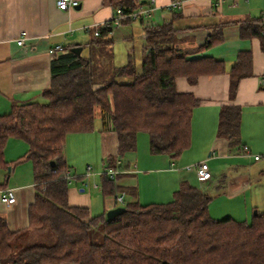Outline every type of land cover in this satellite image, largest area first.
<instances>
[{"label": "trees", "instance_id": "obj_1", "mask_svg": "<svg viewBox=\"0 0 264 264\" xmlns=\"http://www.w3.org/2000/svg\"><path fill=\"white\" fill-rule=\"evenodd\" d=\"M140 4L123 0L118 7L127 13ZM241 31L264 45L261 21L245 24ZM112 32L113 27L101 28L87 56L67 50L53 57L49 86L41 92L44 102L15 103L0 116V166L7 139L29 145L24 159L32 161L35 196L28 227L37 231L30 240L18 236L0 217V264H264V213L256 212L249 222L213 219L210 197L187 182L180 183L169 202L127 203L112 220L68 205L70 183L62 178L65 138L92 132L96 108L102 124L110 123L117 136V155L107 157L111 169H116V158L135 151L140 132L148 135L152 155L174 160L190 146L192 112L198 105L193 94L176 90V79L194 85L201 76L222 72L209 58L187 59L171 21L145 28L139 70L131 52L125 64L113 63ZM213 43L211 38L203 48ZM251 64L250 52L238 54L229 73L230 96L240 79L251 74ZM239 122L238 108L222 107L217 136L236 140ZM115 178L102 177L103 196L118 191ZM93 233L101 235L100 242L92 241Z\"/></svg>", "mask_w": 264, "mask_h": 264}, {"label": "crops", "instance_id": "obj_2", "mask_svg": "<svg viewBox=\"0 0 264 264\" xmlns=\"http://www.w3.org/2000/svg\"><path fill=\"white\" fill-rule=\"evenodd\" d=\"M77 1L78 6L62 11L54 0H0V116L10 113L15 103L44 102L41 92L49 86L52 60L48 50L58 45L63 52L80 47L81 55L87 56L90 42L98 37L97 31L117 16L118 4L123 0ZM131 1L155 9L149 19L121 22L113 27L111 36L125 48L124 56L116 58L112 45L115 65L126 63L136 28L146 38L145 28L171 21L178 29V45L187 52L186 58H209L222 66V72L201 76L194 85L182 77L176 79L179 93H191L198 100L192 112L190 146L174 160L167 155H152L148 135L138 133L135 151L116 158L120 176L115 178L118 191L113 195L105 197L101 189L104 169L111 168L107 157L116 156L118 151L117 136L110 123L103 125L99 115L100 123L94 124L92 132L68 134L62 159L70 175L82 174L84 162L93 165L87 164L84 174L74 176V180L84 177L80 180L83 185L78 186L75 181L69 184L68 205L86 208L90 216H100L131 202H169L180 183L187 182L210 197L209 213L213 219L229 217L249 222L256 212L264 213V45L260 38L242 36L241 27L262 20L264 0H184L179 9H168L171 0ZM20 32L26 33L22 46L15 42ZM211 38L214 43L203 48ZM241 52L251 54V74L240 79L236 92L230 96L229 73ZM224 106L239 109L236 140L217 136L219 113ZM243 146L248 147L249 156L242 153ZM28 150L29 145L18 138H9L4 145L0 217L5 218L10 231L30 240L34 230L28 227V208L34 202L35 180L32 161L24 159ZM76 153L81 156L76 157ZM100 158L102 174L95 173ZM18 160L21 161L15 163ZM202 161L211 173L205 181L196 178L193 167ZM7 188L14 192L12 205L1 200ZM120 195L121 203L116 201ZM109 198L113 200H106ZM27 239L22 241L24 246Z\"/></svg>", "mask_w": 264, "mask_h": 264}, {"label": "built area", "instance_id": "obj_3", "mask_svg": "<svg viewBox=\"0 0 264 264\" xmlns=\"http://www.w3.org/2000/svg\"><path fill=\"white\" fill-rule=\"evenodd\" d=\"M183 1L184 0H171L170 4L168 5V9H179L182 6ZM54 2H55L56 7L62 11L71 10L75 8L76 6H78L77 0H54ZM154 9L155 8L152 5L147 6L145 4H140L137 6V8L127 13H123L121 10H119L117 16L114 17L112 20L108 21L107 23H105L104 25H102L101 28L118 27L121 24L122 20H126V19H129L130 21H142V20L149 19L151 18ZM261 21L264 25V17L262 18ZM96 36H99V31H97ZM25 37H26V33L20 32L19 35L15 39L16 44L18 46L24 45ZM63 50H64L63 47L58 45V46H55L49 49L48 54L50 55L51 58H53L59 53H62ZM263 83H264V80H263ZM242 153L247 156L250 155V151L247 146L242 147ZM254 159L258 160L259 156H254ZM193 167L195 169L196 178L199 181H205V180L210 179L211 173L208 169L206 162L202 161L198 164H195ZM186 169L189 170L190 167H186ZM87 170H89V167H87ZM103 173L106 174L109 178L113 179L115 178V175L119 173V170L108 168V169H104ZM62 178L67 180L68 183H70L73 179V177H71L70 172L68 170L65 171ZM122 198L123 196L120 195L116 198V201L121 203ZM1 200L7 205L14 204L15 197H14L13 190L10 188L3 190V193L1 195Z\"/></svg>", "mask_w": 264, "mask_h": 264}, {"label": "rangeland", "instance_id": "obj_4", "mask_svg": "<svg viewBox=\"0 0 264 264\" xmlns=\"http://www.w3.org/2000/svg\"><path fill=\"white\" fill-rule=\"evenodd\" d=\"M123 23H126V22H123ZM134 26H139V25H137V24H133ZM143 28V27H142ZM140 30L141 29H139V28H136L135 30H134V40H133V43H132V45H133V49H132V54H133V56L135 57L134 59L136 60L135 61V64H136V67L138 68V70L140 69V57H141V48L144 46V44H145V38H144V34H140ZM142 39H144V41H142ZM114 40H115V38H114ZM124 46H123V44L121 43V42H119L118 40H115L114 41V54H115V57L116 58H120V57H123L124 56ZM85 52V51H84ZM126 52V51H125ZM127 59V58H126ZM124 61H126V60H124ZM124 64V63H123ZM100 123V119H99V111H98V108H96V112H95V120H94V124L95 125H97V124H99ZM128 154V153H127ZM130 154V153H129ZM76 155V157H80L81 156V154L80 153H76L75 154ZM89 157H90V155H89ZM92 161H95L94 159L92 160ZM98 164H97V168H98V170L96 171L94 168H93V171H96L95 173H99V174H102V172H103V170H102V164H101V158L98 160V162H97ZM87 164H90V163H85L84 162V164H82V167H83V172H82V174H84V172H86L85 171V168H86V165ZM90 165H92V164H90ZM89 165V166H90ZM92 167H93V165H92ZM94 173V172H93ZM81 173L80 174H75V175H82ZM74 174H71V177H73V180L70 182V184L73 182V181H75L74 182V184H77L78 186H82V185H80V180L81 179H83V178H78V179H75L74 180V176H75ZM87 182V181H86ZM69 186V185H68ZM84 187V186H83ZM85 188V187H84ZM87 188V187H86ZM106 200H113V198H109V199H106ZM122 207V206H121ZM97 230H94V232H96ZM34 232H37V231H34ZM34 234H36V233H34ZM93 237H92V241L93 242H96V243H98V242H100L101 241V235L99 234V233H93V235H92ZM35 243H40V240H39V238L35 235ZM32 241H34V240H32ZM43 243V242H42ZM16 247L17 246H15V245H13V249L15 250L16 249Z\"/></svg>", "mask_w": 264, "mask_h": 264}, {"label": "water", "instance_id": "obj_5", "mask_svg": "<svg viewBox=\"0 0 264 264\" xmlns=\"http://www.w3.org/2000/svg\"><path fill=\"white\" fill-rule=\"evenodd\" d=\"M71 52H73V53H75V54H77V55H80V53H81V48H80V47L72 48V49H71ZM53 165H54V163L51 162V166H53ZM9 170H10V168H8V171H9ZM80 191H82V190H80ZM124 211H125L124 207H121V206H119V207H115V208H113V209L108 210V211L106 212V214H105V217H106L107 220H112V219H114L116 216H118V215L124 213Z\"/></svg>", "mask_w": 264, "mask_h": 264}, {"label": "bare ground", "instance_id": "obj_6", "mask_svg": "<svg viewBox=\"0 0 264 264\" xmlns=\"http://www.w3.org/2000/svg\"><path fill=\"white\" fill-rule=\"evenodd\" d=\"M138 6V5H137Z\"/></svg>", "mask_w": 264, "mask_h": 264}]
</instances>
